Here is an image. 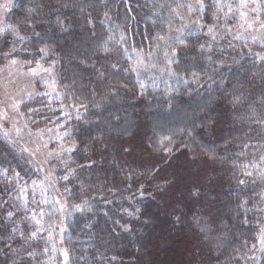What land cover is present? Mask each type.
<instances>
[{
  "label": "trees",
  "instance_id": "obj_1",
  "mask_svg": "<svg viewBox=\"0 0 264 264\" xmlns=\"http://www.w3.org/2000/svg\"><path fill=\"white\" fill-rule=\"evenodd\" d=\"M203 2L201 12L196 0H13L8 20L36 21L21 25L20 34L40 33L19 45L21 59L37 61L41 48L50 50L40 63L52 65L61 94L60 102L33 99L23 109L32 126L60 121L71 133L65 143L78 145L62 158L71 155L67 166L58 162L41 176L70 206L57 242L67 264H264V56L237 38L218 0ZM173 50L178 55L166 64L165 52ZM136 55L155 64L152 73L166 64L174 74L164 84H144V73L124 71ZM71 106L79 107L74 115ZM165 136L171 154L158 147ZM2 149L8 173L0 184V264H50L42 249H55L60 235L56 208L27 190L37 171L0 137ZM90 161L92 168L69 181L57 179ZM83 200L88 205L77 210ZM55 254L53 264H60L62 254Z\"/></svg>",
  "mask_w": 264,
  "mask_h": 264
},
{
  "label": "rangeland",
  "instance_id": "obj_2",
  "mask_svg": "<svg viewBox=\"0 0 264 264\" xmlns=\"http://www.w3.org/2000/svg\"><path fill=\"white\" fill-rule=\"evenodd\" d=\"M0 2H2V0H0ZM218 3L220 6L226 8L225 13L228 17H231L232 27L235 28L236 34H239V38L245 40L247 44H252L250 45L251 47L254 45L258 46L259 51L257 52L264 56V27H261V25L264 24V0H255V2H253V0H218ZM253 9H258V11L254 12ZM4 24L15 25L17 22L13 23L8 20L6 15L0 14V26ZM249 24L251 27L248 26ZM252 37H256V39L253 40ZM19 45V43L13 45V37L11 34L5 33V35H0V53L9 51L15 46L18 50V54L15 55V58L18 61H27L21 59L23 55L19 49ZM11 58L12 57L9 59ZM138 58L142 57L136 55L133 59V66L137 65ZM30 61L33 62L30 65H21L18 63L15 66H10L8 59L0 57V111L7 110L8 113V119L6 121H0V123H2V127H0V137L8 143V146L15 149L27 160V162H25L28 168L37 171L39 178H35L34 176L36 184L34 185L33 182L30 183V187H28L27 190L31 191L33 194L36 193L37 196H41L44 203L47 202L45 205L53 202L51 206L56 208V228H59L60 235L56 237L55 243L51 242L54 248L62 254V256L58 257L60 259V264H67L65 252L63 251L64 248L62 245H58L57 242H61L63 233L61 229H64L63 224L65 223L67 213L70 211V206L65 204L62 195H53L52 192L54 190L53 188L50 189V185L48 184L50 180L47 182L46 179L41 176L44 173H48L51 166L59 162L55 153L59 151L61 147H69L71 145L65 143V137L61 139L62 134L66 131L68 132V130L62 129L60 121H55V119L52 118L47 126H32L30 124V119L23 109V103L33 99H46L50 102H60L61 100V97L57 98L53 92L51 76L42 73L41 76L45 82H36L40 77L33 78L28 74V69L36 66L35 59ZM147 61L148 59L143 57V64L138 67L139 77L144 73L142 82L144 84L154 83L153 85L155 86L164 84L170 76L168 66L162 64L157 67L155 73H152V69L155 67H153V65L155 64ZM55 90L59 92L57 85H55ZM28 93H31V95H27ZM38 93H48V95H40ZM22 97L23 103L20 105L19 111L17 112L13 110L10 105L20 100ZM78 110L79 107L77 106L69 107V112L73 113V115ZM21 113L23 115H20ZM17 128L20 129L19 133L16 131ZM5 132L8 133L7 136H5ZM0 152H3V155L0 157V160H3L4 158L2 157H4V154L6 156V152L4 149ZM50 152L52 156H49ZM67 155L68 153H63L60 159L66 158ZM3 169L7 168L0 166V172H2ZM41 169H43V171H41ZM14 170H16V168H14ZM36 171L35 174H37ZM15 178V173H12L11 179ZM5 181H7L6 176L0 174V184L3 185ZM51 195L55 200H51L53 198ZM32 196L34 195L30 196V203L36 201ZM0 198H4V193L0 195ZM57 200L59 203H56ZM21 201L24 203L28 202L27 196L22 198ZM62 205L65 207H62ZM258 238L260 240L259 246L261 247L263 245L262 240H264V217L258 233ZM55 249H52L51 246L42 249L46 255L45 258L50 264L55 263L57 259ZM176 257L178 260L180 258V261L184 259L182 248H179Z\"/></svg>",
  "mask_w": 264,
  "mask_h": 264
},
{
  "label": "snow or ice",
  "instance_id": "obj_3",
  "mask_svg": "<svg viewBox=\"0 0 264 264\" xmlns=\"http://www.w3.org/2000/svg\"><path fill=\"white\" fill-rule=\"evenodd\" d=\"M253 2H255V0H253ZM196 4L199 5V9L201 12H203L206 8V5L204 4L203 0H196ZM65 7H67V5H64ZM14 7V4L12 2V0H2V2H0V14H3V15H7L8 11L10 9H12ZM42 7V6H41ZM217 8L219 9L220 8V5L219 3H217ZM188 9L189 11H193L195 10L194 6L193 5H188ZM29 11H36V9H29ZM253 11H258V9H253ZM106 15V18H107V14ZM175 15L179 16V13H175ZM243 15V13H242ZM217 17L215 14H213V19L215 20ZM181 19H183L181 17ZM35 23H37L36 21H33L31 19H28V18H24L20 21H18L17 24L13 25V24H4L2 26H0V35H5V33H9L12 35L13 37V45H15L16 43H19V44H24L26 40H29L31 39L33 36H36L38 37L40 35V33L36 32L33 28V31L30 32L28 35H21L20 34V26L21 25H24V26H30V27H33L35 25ZM58 23L61 24V26H63V21L62 20H58ZM89 23H92L91 20H89ZM203 25H201L202 27ZM249 27H251V25L249 24L248 25ZM261 27H264V24L261 25ZM214 28H215V25H209L208 26V29H207V32L208 34L212 35L213 38H215V31H214ZM228 33L231 34V30L229 29L228 30ZM147 38V37H146ZM154 39H156L157 41H164L165 43H168V40L164 37V36H161L159 33H156L153 37ZM237 38H239V34H237ZM109 39H112V37H109ZM253 40L256 39V37H252ZM124 40V34L122 33L121 34V40L120 41H117V43H121L122 41ZM107 43V41L105 42ZM159 47V44H157V48ZM201 47H203V45H201ZM108 49L105 48L104 51H107ZM22 51H26V49H23ZM43 55L40 57V60H43L45 57H47L48 55H50V50L46 49V48H41L39 50ZM141 51H143L141 49ZM223 50L221 49V52ZM18 54V50L15 46H13L9 51H6V52H2L0 53V57L4 58V59H8L9 60V65L10 66H15L17 65L18 63L21 64V65H30L32 64L33 62L30 61V60H27V61H18L16 58H15V55ZM178 55V53L176 52V50H173L170 54L168 52H165V62L166 64H171L173 62V58L176 57ZM257 55H260V54H257ZM151 56H152V53L149 52L147 54V57L148 59H151ZM10 57H12L11 59H9ZM209 59H211V57H209ZM40 60H37L35 62L36 66L35 67H30L28 69V74H30L33 78H37V77H40L39 80H37L36 82H45L43 80V77L41 76V74H48L49 76H51V84H52V87H53V92L55 93L56 97L59 98L60 97V93L59 92H56L55 90V85L57 83L56 81V78L55 76L52 75V72H53V68H52V65L50 64L48 67H44L41 63H40ZM54 63V61L52 62ZM143 64V58H138V61H137V65L136 66H133L131 67L130 69H125L124 71L127 73L129 71H132V72H137V75L139 74L138 73V67L140 65ZM155 65H153L154 67ZM113 67H115V65H113ZM169 72L170 74H174V73H171V70L169 69ZM103 73H100V77L103 78ZM193 75L195 76V73H193ZM109 87H112V85H108ZM40 95H48V93H38ZM27 95H31V93H28ZM23 103V97L14 102L13 104L10 105V107L15 110V111H19V107L20 105ZM240 103V100L239 98L235 99L233 101V105L235 106L236 104H239ZM63 107V105H62ZM31 111H34L33 109H29V112ZM20 115H23L22 113ZM8 119V113H7V110H3V111H0V121H6ZM0 127H2V123H0ZM17 133L20 132V129L17 128L16 129ZM8 133L5 132V136H7ZM71 133L70 132H64L61 136V139H63V137H66V136H70ZM189 135H191V133H189ZM171 141V137L169 136H165L161 139L160 141V145L158 147H163V143L164 141ZM95 145L93 144V147ZM78 151V145H76L75 143H73L71 146L69 147H61L59 149V151H57L55 153L56 155V158L59 160V162L61 164H64L65 166H67V164L71 161V155H69L68 159L67 160H64V159H60V157L62 156L63 153H68V154H72L74 152ZM131 151L130 148H125L124 149V152L125 153H129ZM163 151L164 153L166 154H171L172 152V148L171 147H163ZM49 156H52V153L50 152L49 153ZM262 159H264V157H262ZM47 162V161H46ZM95 164V161H90L88 164H81V165H77L76 168H68L67 170V173L63 176V177H58L57 179H63L64 181H69L70 177H73L75 176L76 172L78 169H83L85 167L87 168H92L93 165ZM41 171H43V169H41ZM50 171H55V166H53V168L50 170ZM155 171V170H154ZM7 173H8V169H3L2 172H0V174H3L5 176H7ZM245 175H251V173H245ZM132 176H133V173H129L128 174V179L129 181L132 180ZM16 177L19 178V173H16ZM47 179V178H46ZM246 181L244 180H240L239 181V184L240 185H243L245 184ZM33 184L35 185L36 184V181H33ZM83 185L81 184V187ZM129 187H131V184H129ZM64 192L65 194H71L72 192V189L71 188H65L64 189ZM140 194L141 196H143V185H141V191H140ZM262 200H264V194H262ZM56 203H59V201L57 200ZM88 205V201L87 200H83L81 202V204H77L75 205L74 207L77 209V210H82L83 207L87 206ZM244 204L243 202L241 203V205H239L238 207H243ZM62 207H65L62 205ZM127 211V210H125ZM140 210L137 208L135 209V212H139ZM13 215L12 212H9L8 213V217L11 218ZM41 215H43V213H41ZM128 215L129 216H133L134 213L132 211H129L128 212ZM34 218V217H33ZM36 223L39 225L40 224V221H36ZM116 223H119L118 221ZM124 228V231H128V227L127 226H122ZM13 232L16 231L15 228L12 229ZM43 231V228L40 227L37 229L36 232H33L30 234L29 236V239H33L35 238L39 232ZM64 229H61V232H63ZM201 231L204 232L205 229L204 228H201ZM21 239H23V236L21 237ZM262 243H264V240H262ZM30 257L35 255V253H29L28 254ZM115 257H113L114 259ZM68 259V256H67V253H65V260Z\"/></svg>",
  "mask_w": 264,
  "mask_h": 264
}]
</instances>
